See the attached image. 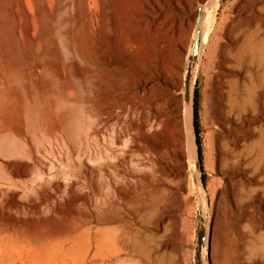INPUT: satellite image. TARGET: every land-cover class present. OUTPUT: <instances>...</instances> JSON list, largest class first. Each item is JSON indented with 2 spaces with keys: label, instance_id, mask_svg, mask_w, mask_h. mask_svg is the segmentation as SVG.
<instances>
[{
  "label": "rangeland",
  "instance_id": "rangeland-1",
  "mask_svg": "<svg viewBox=\"0 0 264 264\" xmlns=\"http://www.w3.org/2000/svg\"><path fill=\"white\" fill-rule=\"evenodd\" d=\"M259 7V0H223L216 16L217 23L223 21L220 40L216 46L209 42L214 50L207 58L208 46L202 47L194 33L184 50L174 42L180 31L169 29V22L192 14L172 1L157 31L128 25L123 32L107 33L96 18V0H0V135L13 133L14 142L26 146L11 158L0 154V228L9 225L0 235L15 234L14 225L47 231L68 223H108L114 188L121 189L118 205L132 213L131 199L144 196L132 181L135 175L145 177L162 201L157 216L138 225L156 234L154 226L164 217L177 213L185 220L178 234L166 220L168 232L162 224L160 235L148 238L161 249L173 245L166 260L264 264L263 84L253 77L251 103L243 112H232L238 95L245 96L251 86L252 66L239 65L225 49L239 40L230 39L228 31L264 32ZM59 14L57 23L53 18ZM42 17L49 19L47 25ZM201 47L205 55L198 58ZM178 54L184 61L182 79L161 67L165 63L175 70ZM71 64L89 72L83 80L89 114L81 123H71L78 97L68 75ZM136 91L144 110L135 119L146 126L157 117V130L131 146L130 119L113 114V101H130ZM195 92L202 159L198 148L196 154L191 148ZM98 107L106 115L96 134ZM114 164L126 179L115 174ZM4 165L16 173L5 175Z\"/></svg>",
  "mask_w": 264,
  "mask_h": 264
},
{
  "label": "bare ground",
  "instance_id": "bare-ground-1",
  "mask_svg": "<svg viewBox=\"0 0 264 264\" xmlns=\"http://www.w3.org/2000/svg\"><path fill=\"white\" fill-rule=\"evenodd\" d=\"M171 1L175 7L179 8L184 13L185 10H187L185 7H187L192 14V17H185L187 15V13H185L183 19L178 18V20L169 22V29L173 27V29H171L172 31H180L178 36L173 39L174 42L181 43V47L184 50L189 41V35L194 33L200 39L201 46H208L209 50H207L208 53L205 55L201 47L198 58H201L203 55L209 58L211 56L210 51L213 49H211V47L214 45L216 46L220 40L218 28L223 24V21L217 23L218 18L216 16L218 11H220L223 0H96L98 8L96 18L98 22H100L103 30L107 33L110 31H116L117 33L123 32L128 25L135 30L138 28L146 30V28L150 27L154 31H157L162 23L161 20H166V15L168 16V12H165V9L169 6ZM259 1L262 2L263 7H259L258 9L262 10L264 9V0ZM194 6H197V9L192 13ZM261 18L262 17H260V20ZM48 20V18L42 17V23L44 25L49 23ZM53 21L60 23L61 15H57L53 18ZM228 32L230 39L239 37V40L235 45H227L225 49L227 48L228 51L230 50L233 52L232 57L239 65L249 64L252 66L248 71L252 78L251 86L248 87L246 95H238L239 98L232 105V112H243L251 103L254 95L252 88L256 87V84L253 83V77L261 81V84H263L262 89L264 90V36H262L264 32L241 31L238 35L234 31ZM67 37V34L64 33L63 40L65 41V48L68 49L69 41ZM209 42H212L211 45H213H209ZM12 48L14 51L17 50L16 45L12 46ZM66 55L68 54L66 53ZM80 57H78V59H81ZM175 57L177 58L174 61L175 70L170 68L169 64L165 63L162 64L161 67L166 70L167 74L176 75L179 79H182L181 71L184 67L183 55L178 54ZM83 58L84 57H82V59ZM82 59L80 61H82ZM84 59L87 61L86 58ZM71 60L72 59H70L69 62ZM150 64L152 65V63ZM67 69L69 70L68 75L71 83L78 90L76 107L70 112L72 118L71 123L75 121L81 123L84 115L89 114L88 105L90 100L88 91L83 85V80L89 72L80 69L76 64L69 65ZM52 84L54 87H57L56 82H52ZM139 95L140 92L136 91L132 93L131 96H133V99L130 101L126 102L124 100L115 99L117 97H115L113 101V114H117L119 119L123 117V114H126V120L127 118L130 119V123L127 127L129 132L128 140L131 146L146 132H155L157 130V117L146 126L143 124L140 125L138 120L135 119V116L141 115L144 110L143 103L135 100ZM100 108L101 107H98L96 116H94L96 134H98L100 124L104 122V116L106 115ZM113 114L110 113L108 115L111 116ZM190 118L192 119L191 110L189 121ZM126 120L123 122L126 123ZM118 122H120V120H118ZM32 123H34V119H32ZM158 125L161 126V123ZM191 132L193 134L191 148L196 154L197 147L194 141V128H192V126ZM12 134L7 133L5 135H0V154L3 157L11 158L15 155L16 151L20 149L26 152V146L20 140L18 141L16 139L17 142H14ZM118 137L119 133L117 132L116 138ZM2 140L4 143L7 141L6 143H8V145H6V143L3 145V142H1ZM124 154L126 155L127 153L124 152ZM119 155L123 154L120 153ZM195 156L197 158V155ZM114 157L115 160L120 159L118 155ZM112 167L116 174L119 165L114 164ZM3 168V173L9 177L16 173V170H13L9 165H4ZM135 171L138 170L136 169ZM116 175L120 180L126 179V175L121 173V171L119 173L117 172ZM133 180L134 182L136 181L137 186L140 187L139 190H141L144 196L142 195L143 197H140L141 199L137 198L138 196L136 197L137 199H131L134 208L132 213L126 212L125 208L118 205L117 196L121 189L117 190L114 188V197L110 205L112 218L108 223L103 222V219H100L101 221L96 225L68 223L53 226L47 231L40 230L38 225H14L17 227L15 234L9 236L0 235V264H173L171 259L166 260L165 257L169 249L171 247L173 248V245L165 244L161 249V247L155 244L152 245L148 238L150 236L155 238V236L160 235L162 224L164 225V232L166 234L169 227V225H165L166 220L172 223L173 230L178 234L182 231L181 227L184 225L185 220L181 219L180 215L176 213L169 216L167 219L164 217L162 223L155 224L154 227L158 231L156 234L144 230L138 225V222L143 226L147 219L156 217L160 210L159 205H161L162 201L160 200L159 191L155 188L152 189L151 185L145 182V177L134 175L132 181ZM136 194L138 195V193ZM153 201L155 204H153ZM179 205H181V202H179ZM164 206L166 207V205ZM135 217L139 218V220H135ZM106 224L111 226H105ZM4 227L5 226L0 228V233L1 231L7 230L9 225Z\"/></svg>",
  "mask_w": 264,
  "mask_h": 264
},
{
  "label": "trees",
  "instance_id": "trees-1",
  "mask_svg": "<svg viewBox=\"0 0 264 264\" xmlns=\"http://www.w3.org/2000/svg\"><path fill=\"white\" fill-rule=\"evenodd\" d=\"M198 95L197 92H195L194 95V129L196 133V145L198 148V155L200 159H202V153H201V142H200V137H199V123H198Z\"/></svg>",
  "mask_w": 264,
  "mask_h": 264
},
{
  "label": "water",
  "instance_id": "water-1",
  "mask_svg": "<svg viewBox=\"0 0 264 264\" xmlns=\"http://www.w3.org/2000/svg\"><path fill=\"white\" fill-rule=\"evenodd\" d=\"M203 242H205V235H203Z\"/></svg>",
  "mask_w": 264,
  "mask_h": 264
}]
</instances>
